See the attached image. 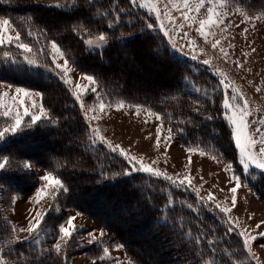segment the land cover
Returning a JSON list of instances; mask_svg holds the SVG:
<instances>
[{"label": "trees", "instance_id": "trees-1", "mask_svg": "<svg viewBox=\"0 0 264 264\" xmlns=\"http://www.w3.org/2000/svg\"><path fill=\"white\" fill-rule=\"evenodd\" d=\"M56 2L0 0V17L11 19L24 42L33 46L38 62L49 65L37 69L23 63L5 62L3 53L6 51L22 61L21 50L14 45H5L0 47V80L42 92L44 106L58 121L55 124L41 121L31 129L0 141V156H7L11 161V166L0 172V225H4L0 229V244L7 250L5 252H11L9 258L18 264H63L54 251L40 256L30 252L34 250L33 244L25 239L16 242L7 227L5 211L11 208L12 198L27 197L36 190L41 181L35 170L40 168L55 171L69 187L67 193H61L53 201L54 208L47 210L42 227L55 231L70 210L89 217L108 236L100 242L80 245L79 236L88 229L78 231L66 249L69 261L80 253L93 260L102 254L103 247L123 245L124 255L134 264H207V261L234 264L236 259L243 264H254L247 260L246 252L242 250L239 230L229 232L228 229L234 225L226 223L227 218L214 205L201 202L191 188L173 185L162 177L145 172H133L131 176L114 175L131 169V165L120 154L91 142V126L71 88L59 78L57 69L52 65L48 45L55 39L80 74H94L99 79L98 92L106 101L115 104L123 100L126 104L142 105L159 112L172 128L175 143L186 148L199 145L209 156L218 151L222 162L231 163L256 198L264 201V180L259 178L260 171L241 174L242 166L231 128L223 118L226 110L222 108L223 89L219 79L208 67L180 59L161 34L156 20L131 0H75V5L72 0H59L63 6L53 7ZM231 3L253 15L264 12V0H231ZM153 21L157 27L148 29L146 25ZM78 24L92 35L106 33L108 43L102 48L89 47L85 43L87 33L77 34L72 30ZM40 29L45 34L39 39L27 34L28 31L39 33ZM41 48L45 51L39 52ZM142 54L162 67L160 73L165 79L156 81L159 83L155 84L160 85L156 89H150L154 83H149V87H136L137 73L130 70L123 72V64L129 57L138 55L141 59ZM18 67L26 71H17ZM195 88L202 91L197 92ZM196 100L201 106L199 114L192 111L195 106L193 101ZM208 115L213 119H206ZM189 118L190 123L187 122ZM181 128L182 132L179 131ZM48 135L57 137L53 138L56 147H49L46 160L22 150L24 145L35 147L37 137L46 138ZM25 160L33 164L31 170L19 167ZM100 192L106 199L119 197L128 203L132 210L138 212V218L128 219L118 226L99 216L89 206L91 202L97 204ZM90 194L91 197L88 196ZM82 196L87 197L86 201L80 200ZM169 200L173 204L168 205ZM187 204H192L193 208H188ZM127 215L130 217L131 213ZM137 227H147L141 240L147 250L157 248L155 263L141 254V247L133 243L136 240L128 235ZM188 229H191V235L185 236ZM196 237L201 239L199 246L189 242ZM8 240H12L11 245L5 243ZM213 240L214 244L208 243ZM260 242L264 243V240ZM77 244L79 247H76ZM114 262L96 259V264Z\"/></svg>", "mask_w": 264, "mask_h": 264}, {"label": "snow or ice", "instance_id": "snow-or-ice-1", "mask_svg": "<svg viewBox=\"0 0 264 264\" xmlns=\"http://www.w3.org/2000/svg\"><path fill=\"white\" fill-rule=\"evenodd\" d=\"M73 5H75V0H72ZM131 3L137 4L139 7L147 9L150 13H153L156 17V21H159V30L163 32L164 37L171 42V47L177 49L179 52L184 53V49L188 48L189 53L193 54L196 52L199 45L196 39L192 38L190 33L185 30L186 27H195V31L206 43H210L212 49H219L222 54V58L227 61L231 59L229 51L223 46L222 40L227 37H222L217 39V32L215 29H220L221 33L228 31L229 26L225 24V20L229 17L230 12L227 10L231 3V0H131ZM53 7H62L59 0L52 5ZM204 12L201 17L200 13ZM237 12L243 17V22L251 23L253 20H264V12L259 15L250 14L243 9L237 8ZM174 12H180L183 22H178L177 18L174 16ZM112 25L110 24L109 27ZM223 26V27H222ZM148 29H154L157 27L156 22L148 23L146 25ZM74 32L79 34L80 32L87 33L88 38L85 43L88 46L102 47L107 44L109 37L106 33H101L98 35H92L83 25H76L72 29ZM247 32V29H245ZM29 36H34L39 39L40 35H44L43 29L39 30V33H33L28 31ZM211 37V41L209 40ZM178 38V39H177ZM183 41V45H181ZM5 45H14L17 49L21 50L22 61L17 60L10 52H4L3 58L5 62L11 64H26L32 66L33 68H47L49 65H43L36 59V54L33 53V46L30 43L24 42L21 37V33L16 29L14 22L9 18H0V47ZM50 49V57L52 65L55 69H58L57 73L59 78L70 87H73V95L76 101L79 103L80 108L84 111V116L91 126L89 131L91 133L90 140L93 144L99 141L102 144H106L112 152H118L121 156H124L128 163L131 165V169L125 170L122 173H115V176H131L133 172H145L156 177H162L163 179L170 181L173 185L187 186L191 188L199 197L201 202L209 203L214 205L215 209L220 213L224 214L226 223L234 225V227L229 228L228 231H236L240 228L239 218H233L230 213L233 208L237 205V193L242 187H247L246 184L242 182L241 175H237L233 165L227 163L224 167V171L231 173V178L229 183L233 186L229 189L231 193L230 206L226 203L218 202L216 195L209 192L206 197L200 195L201 186H195L193 181L194 177L189 173L181 176L176 174H168L166 171H162L153 165L157 164L158 161H152L150 164L145 163L143 157H138L136 155H131L125 148L120 144H114L113 141L107 139L103 135L101 128L99 127V121L103 118L104 114L111 107H115L118 111L127 107L134 108V115L140 116L142 113L146 117L145 123L149 122V119H155L160 121L157 127V136L155 140V147L160 148L162 138L165 146H170V143L174 140V134L172 128H163L164 116L159 112H155L150 108H144L142 105H128L123 100L118 101L115 105L106 101L98 92L99 79L94 74L81 73L79 76V81H84L86 83L75 82L72 79L71 73L74 68L70 66L69 59L66 57L64 50L61 45L55 40L49 41L48 45ZM229 48H234L235 46L231 43L228 45ZM39 52H44L45 49L41 48ZM202 51V50H201ZM255 51V49H253ZM247 55V53H245ZM193 59H197L196 55H192ZM62 61V63H61ZM236 64L238 68H243L244 65L239 61H232ZM203 63L205 65H211L212 61L209 59H204ZM17 71H26L23 67H18ZM217 75L221 76L223 79L221 83L225 91L233 89L236 93L235 96L226 95L222 101V108L226 111L223 112V118L226 120L227 124L231 128V135L234 139L235 146L239 149V164L242 165L241 174L254 172L255 170H260L259 178L264 180V117L258 119H250L254 116V111L250 107L248 99L244 96V93L238 88L234 87L233 82L229 80L228 75L220 69L216 70ZM197 92H201L202 89L195 88ZM256 91H260L259 88ZM91 92L95 94L94 102L91 105L85 103V97ZM38 98V99H36ZM236 101L233 103V101ZM27 101V103H26ZM43 93L35 90H30L25 87H16L13 84L7 83L6 81L0 80V118H4L5 122L0 125V141L4 140L9 135H15L25 129H31L34 126L40 124L41 121H46L48 123H58L54 120L50 111L43 104ZM195 105L192 111L199 114L201 112V106L199 100L193 101ZM28 117L29 120L26 121L25 118ZM206 119H213V116L208 115ZM191 122V118L187 121ZM183 131V129H179ZM166 133V135H165ZM189 153L188 165L192 163V154H199L200 156L207 155V151L201 148L199 145L189 146L186 149ZM166 155V154H165ZM217 163L222 162L221 154L217 151L211 157ZM167 162V161H165ZM188 165H185L187 168ZM11 166V161L7 156H0V172L6 170ZM63 166V165H61ZM23 170H31L33 164L27 160L22 161L19 164ZM103 175V173H102ZM203 179V177H201ZM42 183L36 188L35 194L32 197V201L35 205H41L47 198H51L53 201L61 193H67L69 187L61 176L55 171H47L44 175L39 177ZM224 191V189H220ZM251 191V188L248 189ZM18 197L12 198V203L15 204ZM173 204L172 200L168 201V205ZM166 205V207L168 206ZM188 208H193L192 204H187ZM14 210V209H13ZM51 208H49V211ZM31 215L26 216L28 224L25 227H17L15 223L7 221V227L12 234L13 239L16 242H21L20 237L16 235L17 233H28V237L32 238V242L35 244H40L39 234L43 230L42 225L44 224L45 218L48 215V211H42L36 207L28 210ZM82 213L77 212L75 215H69L63 223H59L57 226V237L56 242H54L52 249L47 251H54L55 254L61 257L63 264H69V257L67 254V247L71 241L75 238V234L79 231L77 226V218L81 216ZM264 225V220H261L255 225L251 231L248 228L239 232L242 239V250L246 252L247 260L254 262V264H264L256 254L253 249V244L257 240H264V232L258 231L261 226ZM4 228V225H0V229ZM105 233L101 230L97 235L96 232H88V243H96L100 237H103ZM185 236L191 235V229H188ZM28 237L24 239L27 240ZM195 245L199 246L201 244L200 237H196L194 241ZM7 245H11L12 240L5 242ZM209 244H214L215 241H208ZM123 245H116L117 250L122 249ZM258 247L264 250V243H260ZM199 255V253H196ZM230 254V253H229ZM11 252H5L3 246H0V264H12V261L8 258ZM96 259L103 260H115L116 264H124L119 258H114L111 256V250L108 247L102 248V254ZM96 259H93L92 264H96ZM127 264H134L133 261L128 260ZM207 264H212V261H207ZM234 264H243V261L236 259Z\"/></svg>", "mask_w": 264, "mask_h": 264}, {"label": "rangeland", "instance_id": "rangeland-1", "mask_svg": "<svg viewBox=\"0 0 264 264\" xmlns=\"http://www.w3.org/2000/svg\"><path fill=\"white\" fill-rule=\"evenodd\" d=\"M237 8L240 7L234 6L232 5V3H230L229 8L227 9L230 12L229 17L225 20V24L229 26L227 32L221 33L220 29H215V31L217 32V39L227 37L226 39L222 40V44L229 51L231 56L230 60L225 61L222 58V54L219 52V49H212L210 43H206L203 38L200 37L199 34L195 31L196 26H193L191 28L186 27L185 30L190 33L192 38L196 39L197 44L199 45V48H197L196 52L193 53L198 57L197 59L192 58L193 54H185L189 53L188 48L184 49V53H181L177 49H173L172 47L171 48L180 59L190 64L198 65L200 67H208L209 70L220 81L221 87L223 89V99L226 95H236L233 89H229L227 90V92L225 91L223 84L221 83L223 78L217 75L216 70L220 69L225 72L228 75L229 80L233 82L234 87H238L244 93V96L248 99L250 107L254 111V116L250 119H258L260 117H264V20H253L251 23L243 22V17L239 14V12L236 11ZM142 9L146 10L149 15H151L156 20V17L153 13H150L145 8ZM173 14L177 18L178 22H183L180 12H174ZM203 15L204 12L202 10L200 16L202 17ZM156 22L157 25H159V21ZM245 29H247V32H245ZM160 32L163 35V32ZM165 38L171 46V42L167 39V37ZM211 39L212 38L209 37L210 41ZM180 43L181 45H183L184 42L181 41ZM230 43L235 47L229 48L228 45ZM89 47L102 48L95 46ZM253 49H255V51H253ZM146 52H144L143 54L145 55ZM245 53H247V55H245ZM143 54L141 59L140 57H138V55H133V57L131 56V58L129 57V59L126 60L123 64V72L125 70L129 72L128 70H130V72L135 71V73H137L138 80L135 84L136 87H139L140 85H147L149 87V83L150 85L154 83L153 86H150V89H156L158 86H160L158 84H155L159 83L156 81L165 79V76L160 73V68L162 67L158 66L156 63L150 60H147V58L144 57ZM204 59L211 60V65H205L203 63ZM232 61H239L244 65V67L242 69L238 68ZM70 66L74 68V71L71 73L74 83H86L84 81H79L80 73L71 63ZM57 71L59 72L58 69ZM73 87H70L72 92ZM257 88H259L260 91H256ZM94 97L95 94L89 92L87 98L85 99V103L91 105L94 102ZM235 102L236 101L234 100L233 103ZM134 111V108L127 107L119 111L115 107L109 108L104 114L103 118L98 122L103 135H105L107 139L113 141L114 144H120L123 148H125V150L129 152V154L143 157L145 163L150 164L152 161H158V163L153 165V167H157L162 171H166L168 172V174L173 175L174 177L176 174H180L181 176H183L190 172V174L194 177V185L198 187L202 185L200 191L201 196L206 197L209 192H212L216 195L218 202L226 203L227 206H230L231 193L229 192V189L233 185L229 183L231 173L223 170L226 163H217L211 158L212 155L209 156L207 154L205 156H200L199 154H192V163L188 165L187 157L189 153H187L179 145H176L177 143H175L174 140L170 143V146L166 147L163 143L162 138L160 148L157 149L155 147V140L157 136V127L160 124V121H157L153 118L149 119L148 123H145L144 121L146 117L144 116V114L142 113L138 117L134 115ZM25 120L28 121L29 118L26 117ZM4 122L5 119L0 118V125H3ZM163 128H169V126L164 121ZM55 137L57 136L48 135L46 136V138L37 137L34 140L35 147L24 145L22 147V150L33 152V154H35L34 156L42 160H46V155L49 147H56V142H53V138ZM38 144H42V146L38 147ZM96 144L102 143L97 141ZM102 145L108 148L106 144ZM152 148H154V151ZM237 150L239 160V149L237 148ZM185 165H188V167L186 168ZM35 171L39 174V177L47 172L40 168H37ZM201 177H203V179H201ZM243 183L246 184L245 182ZM249 188L250 187L247 185V187H242L238 190L237 205L230 213V215L234 219L239 218V232L244 230L245 228H248L249 231H251L253 228H255V225L257 223H259L261 220H264V201L260 200L258 197L256 198V195L252 190L249 192ZM220 189H224V191H220ZM102 193L103 192H100L98 194V197L96 196L97 204L91 202L89 209L95 211L99 216H103L105 220L113 222L118 226L125 223L128 219L138 218L139 215H136L138 214V212L136 210H132L129 207L128 203L122 201L119 197H111L106 199L103 197ZM34 194L35 191L27 197H18V199H16L15 201V204H11V208L5 211V215L8 218V221L15 223L17 227H25L28 224V221L27 219H25V217L31 215V213H29L28 211L29 209L36 207L42 211H47L49 208L53 207V200L51 198H47L44 202H42L41 205H35L32 201V197L34 196ZM101 195L102 197H99ZM88 196L91 197L92 194ZM86 199V196H82L80 198L82 202L86 201ZM98 201H100V203ZM128 212L131 213L130 217L127 215ZM76 213L77 212L75 211L68 210L66 218L69 215H75ZM64 220L61 223H63ZM76 223L79 231L82 229H88V231L82 232L80 234V245L89 244L87 242L88 232L94 231L98 235L102 230L105 233V235L103 237H100L97 242H100L101 240L103 241L108 237L106 232L96 222H94L84 214L77 218ZM42 229L43 230L39 234L40 244L33 243L32 238L28 237V233L26 232L16 234L20 237V239L28 237L27 241H30L33 244L32 246L34 247V250L30 252H35L36 255L39 256L44 255L48 252L47 250L52 249V246L54 242H56L57 237V228L55 229V231L43 227ZM131 231L132 230H130L128 235L136 240V242L133 241V243H136L141 247V251L139 250L141 254L148 256L150 261L154 260L155 263L157 261V248H150L149 250H147L141 240L144 239L147 227H143V229L137 227L133 229L132 232ZM258 231L264 232V225H262ZM260 241L261 240H257L256 242H254L253 249L256 252L257 256L262 261H264V250H261L258 247V245L262 243ZM76 247H79V244H77ZM109 249L111 250L112 257L119 258L124 262V264H127L128 259L124 255L122 249L117 250L116 246ZM5 251L7 250L5 249ZM10 260L12 261V264H18L15 260ZM92 261V259L80 253L71 257L69 264H92ZM114 264H116V261L114 262Z\"/></svg>", "mask_w": 264, "mask_h": 264}, {"label": "crops", "instance_id": "crops-1", "mask_svg": "<svg viewBox=\"0 0 264 264\" xmlns=\"http://www.w3.org/2000/svg\"><path fill=\"white\" fill-rule=\"evenodd\" d=\"M176 145H179V144H176ZM180 147H182V149H184L185 151H186V147H184V146H182V145H179ZM153 149V151H154V148H152ZM187 152V151H186ZM185 168V167H184ZM168 173V172H167Z\"/></svg>", "mask_w": 264, "mask_h": 264}]
</instances>
